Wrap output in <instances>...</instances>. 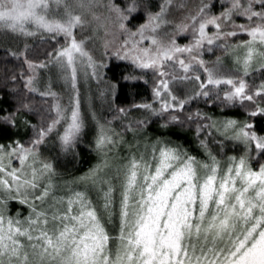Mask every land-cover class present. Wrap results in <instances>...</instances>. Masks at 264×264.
<instances>
[{
	"label": "snow or ice",
	"instance_id": "obj_1",
	"mask_svg": "<svg viewBox=\"0 0 264 264\" xmlns=\"http://www.w3.org/2000/svg\"><path fill=\"white\" fill-rule=\"evenodd\" d=\"M4 97L0 264H264V0H0Z\"/></svg>",
	"mask_w": 264,
	"mask_h": 264
},
{
	"label": "trees",
	"instance_id": "obj_2",
	"mask_svg": "<svg viewBox=\"0 0 264 264\" xmlns=\"http://www.w3.org/2000/svg\"><path fill=\"white\" fill-rule=\"evenodd\" d=\"M130 70V64L127 61L117 60L116 58H111L107 61V67L104 69V79L105 80H111L112 82H119L120 84H124V80L122 77L127 74V72ZM142 83V82H141ZM103 88L102 83H98L97 81L93 80L91 81V92L90 94H95L98 97V89ZM59 90V89H57ZM139 93V95H135L134 97L132 95H129V90L127 88L119 89L117 90L118 93V99H116V104L120 106H126L130 103H132L133 99H135L137 102H140L143 98L151 99L150 91H147V86H142L135 90ZM37 101L39 102L40 98L36 97ZM86 101V97H85ZM95 105L97 110L104 114V106H102L101 99L97 98L95 100ZM11 106V102L8 101L7 97H4L3 101H0V108H9ZM38 106H40L38 104ZM45 107L47 105H44ZM202 109L205 111H208L209 113H214L216 115H220V109L217 107H211V106H205L203 104L199 105ZM228 115L233 116L237 119H242L244 114L242 110L240 109H226L225 110ZM193 125V129H194ZM158 128V125H151L150 126V135L152 132H155ZM194 132L185 129H174L171 134V139L173 141L182 143L185 147L190 148L191 150L195 151V143H190L193 141ZM92 136L89 135L87 137V140H91ZM77 151L79 152V156L73 161V165H69V171H74L79 174V172L86 171L92 164L96 162V155L94 152L91 151V148L87 141L82 142L79 146ZM69 159H72L70 156Z\"/></svg>",
	"mask_w": 264,
	"mask_h": 264
},
{
	"label": "rangeland",
	"instance_id": "obj_3",
	"mask_svg": "<svg viewBox=\"0 0 264 264\" xmlns=\"http://www.w3.org/2000/svg\"><path fill=\"white\" fill-rule=\"evenodd\" d=\"M181 42H183V41H181ZM245 103H247V102H245Z\"/></svg>",
	"mask_w": 264,
	"mask_h": 264
}]
</instances>
